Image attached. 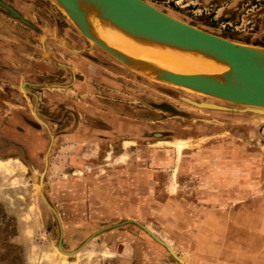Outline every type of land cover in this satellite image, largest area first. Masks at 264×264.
I'll use <instances>...</instances> for the list:
<instances>
[{
  "label": "rangeland",
  "instance_id": "1",
  "mask_svg": "<svg viewBox=\"0 0 264 264\" xmlns=\"http://www.w3.org/2000/svg\"><path fill=\"white\" fill-rule=\"evenodd\" d=\"M0 1L29 23L0 5V116L29 141L0 144V264L251 263L264 109L126 66L54 0ZM145 1L264 48V0Z\"/></svg>",
  "mask_w": 264,
  "mask_h": 264
},
{
  "label": "water",
  "instance_id": "2",
  "mask_svg": "<svg viewBox=\"0 0 264 264\" xmlns=\"http://www.w3.org/2000/svg\"><path fill=\"white\" fill-rule=\"evenodd\" d=\"M54 1L85 38L127 66L124 56L89 32L87 22L73 0ZM90 1L98 7L100 18L108 20L125 31L182 47L206 51L226 61L229 65L227 70L215 74H182L162 71L155 74V79L172 85L176 84L182 88H190L197 93L224 101L264 107V64L261 57L264 54V48L225 39L175 18L145 0ZM0 5L23 23L29 24L11 6L2 1ZM188 102L198 107H217L209 102L199 105L204 101L189 100ZM165 246L175 256L170 248Z\"/></svg>",
  "mask_w": 264,
  "mask_h": 264
},
{
  "label": "bare ground",
  "instance_id": "3",
  "mask_svg": "<svg viewBox=\"0 0 264 264\" xmlns=\"http://www.w3.org/2000/svg\"><path fill=\"white\" fill-rule=\"evenodd\" d=\"M73 1L84 16L89 32L93 36L124 56L129 67H139L136 70L152 74L149 76L155 77L157 72L162 71L182 74H215L229 68L226 61L206 51L182 47L125 31L108 20L100 18L98 7L90 0ZM261 57L264 64V54ZM186 89L192 90L190 88ZM205 104V102H202L199 105ZM245 105L264 109L263 106L259 105ZM260 113L264 112L260 111ZM178 143L185 144L183 141ZM178 143L175 144L178 145ZM178 151L180 154V146ZM5 163L6 161H4Z\"/></svg>",
  "mask_w": 264,
  "mask_h": 264
},
{
  "label": "crops",
  "instance_id": "4",
  "mask_svg": "<svg viewBox=\"0 0 264 264\" xmlns=\"http://www.w3.org/2000/svg\"><path fill=\"white\" fill-rule=\"evenodd\" d=\"M16 99H18V98H16ZM10 110H11V113H9V115L10 114L11 115L10 116L7 115V118H5L4 120H3V116H0L1 117L0 118V144H2L3 140L7 139V138L17 139V141L20 140L23 144H28L29 141H25V134L26 133L23 130L19 131L16 128V125H20V124H22L24 127L27 126L26 123L22 119V117H23L22 114H20L17 110L16 111L13 110V108H11ZM74 140H76V139H74ZM263 209H264V207H263ZM257 226H259V225H257ZM257 226H253V228L254 229L255 228L256 229L261 228L260 226L259 227H257ZM249 229H251V228L249 227ZM256 233L258 234V235L255 234L256 236H254L256 241H257V246L255 248L256 251L254 253L250 254L251 263H248V264H264V232L263 231L262 232L257 231ZM246 255H248V254H246ZM246 258H248V257H246Z\"/></svg>",
  "mask_w": 264,
  "mask_h": 264
}]
</instances>
